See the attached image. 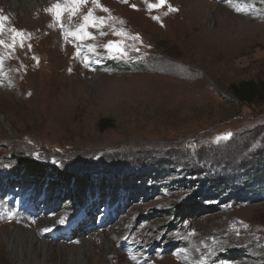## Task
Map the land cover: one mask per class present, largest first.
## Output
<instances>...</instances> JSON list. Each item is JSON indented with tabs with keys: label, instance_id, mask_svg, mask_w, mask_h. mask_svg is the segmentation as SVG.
Masks as SVG:
<instances>
[{
	"label": "rangeland",
	"instance_id": "374dc122",
	"mask_svg": "<svg viewBox=\"0 0 264 264\" xmlns=\"http://www.w3.org/2000/svg\"><path fill=\"white\" fill-rule=\"evenodd\" d=\"M23 1L0 0V264H264V103L228 92L264 80V0Z\"/></svg>",
	"mask_w": 264,
	"mask_h": 264
},
{
	"label": "trees",
	"instance_id": "16d2710c",
	"mask_svg": "<svg viewBox=\"0 0 264 264\" xmlns=\"http://www.w3.org/2000/svg\"><path fill=\"white\" fill-rule=\"evenodd\" d=\"M228 92L235 100H237L240 103H245V104L264 103V80L257 81V82L253 80H249V81L240 82L238 84H232L228 87ZM209 185L210 186L208 190H210L211 192L218 191L219 188L222 186L221 183L214 184L213 181ZM246 185L250 186V191H249L250 196H251L250 198L253 199L256 196H261L260 195L261 193L255 192L256 190L255 188H253L254 186L253 179L249 181ZM246 185H245V188H248ZM257 198H260V197H257Z\"/></svg>",
	"mask_w": 264,
	"mask_h": 264
},
{
	"label": "snow or ice",
	"instance_id": "6c2138e0",
	"mask_svg": "<svg viewBox=\"0 0 264 264\" xmlns=\"http://www.w3.org/2000/svg\"><path fill=\"white\" fill-rule=\"evenodd\" d=\"M85 2V0H72V4H73V8H72V13L75 14V11L77 10V7L79 6V4ZM165 3V0H159V3L156 4V5H153V4H148V8L149 9H152L153 7H159V6H162L163 4ZM55 8V18L57 20H59L61 14H62V9L60 7L59 4H56L54 6ZM169 10L170 11H176V9H172L170 6H169ZM49 11H53L52 9H49ZM4 19H6V17H0V21H3ZM154 19H158L156 17H154ZM90 23H94L93 20H92V13L89 12L85 17H84V24L81 25L80 27V32H83L84 28L88 26V24ZM15 31V30H13ZM74 34H78V33H74ZM17 36H20L22 34L20 33H16ZM88 34L86 32H84V36H87ZM3 41H0V44H2ZM14 43H15V39H14ZM14 46V45H13ZM106 48H110L111 46L110 45H106L105 46Z\"/></svg>",
	"mask_w": 264,
	"mask_h": 264
},
{
	"label": "bare ground",
	"instance_id": "6f19581e",
	"mask_svg": "<svg viewBox=\"0 0 264 264\" xmlns=\"http://www.w3.org/2000/svg\"><path fill=\"white\" fill-rule=\"evenodd\" d=\"M32 4H35V2L32 3L31 1H27L26 0V1H23V3H22V5L24 7H26V8H28ZM9 6L13 7L14 9H18L20 7V4H19V2H17V0H11ZM18 234H19V237H21L22 239L29 240L28 242L31 245H33V244H36V245L41 244V242L39 240V237H38L39 231H35V230L30 231V232L29 231L28 232L19 231ZM21 238H19V239H21ZM42 250H45V248H43Z\"/></svg>",
	"mask_w": 264,
	"mask_h": 264
}]
</instances>
